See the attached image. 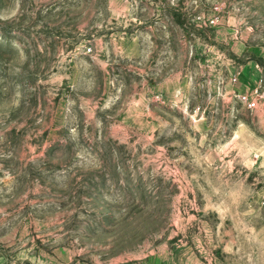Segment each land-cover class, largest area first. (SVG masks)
<instances>
[{
  "label": "rangeland",
  "instance_id": "rangeland-1",
  "mask_svg": "<svg viewBox=\"0 0 264 264\" xmlns=\"http://www.w3.org/2000/svg\"><path fill=\"white\" fill-rule=\"evenodd\" d=\"M0 264H264V0H0Z\"/></svg>",
  "mask_w": 264,
  "mask_h": 264
},
{
  "label": "built area",
  "instance_id": "built-area-1",
  "mask_svg": "<svg viewBox=\"0 0 264 264\" xmlns=\"http://www.w3.org/2000/svg\"><path fill=\"white\" fill-rule=\"evenodd\" d=\"M233 81H237V77L233 78ZM240 99L246 103L247 107L253 108L255 106V102L247 98L245 95H239Z\"/></svg>",
  "mask_w": 264,
  "mask_h": 264
},
{
  "label": "crops",
  "instance_id": "crops-1",
  "mask_svg": "<svg viewBox=\"0 0 264 264\" xmlns=\"http://www.w3.org/2000/svg\"><path fill=\"white\" fill-rule=\"evenodd\" d=\"M244 78H245V76H244ZM244 83H245L246 85H249V86H250L251 84H255V80H254V81H253V80L251 81V79H248V81L245 80Z\"/></svg>",
  "mask_w": 264,
  "mask_h": 264
}]
</instances>
